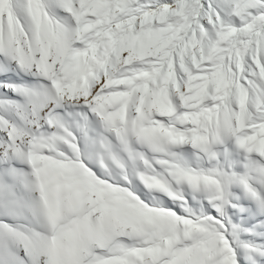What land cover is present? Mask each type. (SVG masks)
Returning a JSON list of instances; mask_svg holds the SVG:
<instances>
[{"label": "snow or ice", "instance_id": "6c2138e0", "mask_svg": "<svg viewBox=\"0 0 264 264\" xmlns=\"http://www.w3.org/2000/svg\"><path fill=\"white\" fill-rule=\"evenodd\" d=\"M67 15H50L45 0H0V52L22 70L47 83L23 90L41 132L55 131L57 109L90 112L105 128L127 126L151 111L154 126L169 145L199 150L196 167L180 164L183 180L169 170L157 171L173 204L160 195L145 199L150 222L138 242L105 259L118 264H240L229 232L225 174L200 161L216 159L210 145L226 135L233 139L258 174L259 188L246 174L238 177L245 194L259 201L264 215V0H55ZM247 92L244 110L227 95L236 83ZM5 88L15 86L4 85ZM163 103L166 112H158ZM27 120V116H22ZM51 123V127L49 124ZM85 131V125H80ZM0 206L16 216L19 171L10 161L39 156L21 151L26 128L0 129ZM31 133H29L30 135ZM19 146V148L17 147ZM234 176V174H233ZM233 176H227L231 180ZM192 177L200 178L199 181ZM215 181L207 193L210 211L196 214L179 185L204 189L203 178ZM192 199L196 197L193 195ZM205 205L201 201V208ZM264 225V220L258 221ZM251 231V230H249ZM255 253L246 264H261L264 242L240 245ZM23 252V256L19 253ZM0 264H40V251L24 240L19 226L0 220Z\"/></svg>", "mask_w": 264, "mask_h": 264}, {"label": "clouds", "instance_id": "9594fccd", "mask_svg": "<svg viewBox=\"0 0 264 264\" xmlns=\"http://www.w3.org/2000/svg\"><path fill=\"white\" fill-rule=\"evenodd\" d=\"M227 95L244 110L243 85L237 82ZM158 112H166L163 103ZM47 115L36 118L35 132L26 128L21 139V151L39 156L35 164L42 169L39 178L29 159L14 160L27 165L18 170L21 183L15 210L22 221L21 234L30 251L39 249L40 264H118L105 258L138 242L142 225L150 222L148 204L141 196L151 199L169 190L150 163L155 157L148 155L165 151L167 134L154 126L158 122L151 111L127 126L121 121L115 128L90 130L91 134L59 114L55 131L41 132L40 121ZM78 135L86 138L84 148L78 146ZM113 135L115 142L109 138ZM133 143L142 150H134ZM156 163L182 182L181 163L168 159ZM203 182V191L215 184L209 177Z\"/></svg>", "mask_w": 264, "mask_h": 264}, {"label": "rangeland", "instance_id": "374dc122", "mask_svg": "<svg viewBox=\"0 0 264 264\" xmlns=\"http://www.w3.org/2000/svg\"><path fill=\"white\" fill-rule=\"evenodd\" d=\"M45 2L51 9L50 15L54 14L56 18L67 15L56 6L55 0H45ZM0 55L4 56L8 62V66L3 67L4 70L0 67V129L5 126V122H7L8 125L15 124L20 128H32L34 126L28 123V121L31 120V115L29 114L31 105L28 104L27 97L23 95V90L38 91L40 84L47 83V81L22 70L18 62L12 59L10 55L3 52H0ZM15 70L17 73H12ZM7 72L11 73L7 75ZM5 84L15 86V90L12 87L5 88ZM73 109L75 110V108ZM58 110L59 109L56 111L60 113ZM79 114L80 111L76 110L75 112L70 113L66 119L69 123L73 121L81 123V117ZM22 116H27V120L22 119ZM61 116L63 115L61 114ZM99 124L103 128L100 121ZM74 134L76 133L74 132ZM0 136H3L2 131H0ZM79 138L80 136L78 135V146L84 148L81 145ZM109 138L115 142L114 135ZM233 143L234 140L230 137L226 135L221 136L218 142L210 145V150L216 154V159L209 161L205 156L204 159L200 161V168L207 170L215 166L216 170L225 174V176H233L234 174L231 180H228L227 177L225 179V191L227 193L226 199L236 205V207L229 206L227 208V215L230 217L228 232L234 245L237 247V252L240 253V256L238 257L240 259V264H246L244 257H254L255 253L251 252L249 249L241 247L240 245L252 241H255L256 244L264 242V225L258 223V221L264 220V215H260L258 212V199L253 200L248 197L238 182V177L247 173L250 182L255 187L259 188V182L257 179L258 174L251 171L249 167H246V165H250V160H245L244 155L241 154L240 157L245 160L246 165L239 170L235 169L233 163H231V157L235 155L234 149L236 148ZM132 147L136 151L142 150L140 146L135 143H133ZM239 150V153H241V151L243 152L241 148H239ZM148 155L149 157L154 156L155 159H168L170 162L187 164V166L195 168L196 163L194 161L198 159L200 151L193 149L190 145H165V151L163 153L153 154L149 152ZM125 158L127 159V157ZM13 166L17 170L21 168L27 169V165L19 161H13ZM155 167L157 171L165 170V167L161 165H155ZM93 171H97V169L93 167ZM97 174L99 175V172H97ZM140 187H142V185ZM178 187L182 194L188 195V193H191V195H188V203L193 212L199 214L200 211L208 212L211 210L210 207H208L207 193L205 191L202 189L194 190L186 183L181 184ZM137 194H139V192H137ZM159 195L166 204H173L172 198L169 197L167 193L161 192ZM193 195L196 197L195 200L192 199ZM201 201H203L205 205L203 208H201ZM175 206L177 205L173 204V207ZM235 218H237V223L233 222V219ZM8 224L11 225V223ZM19 254L23 256L22 251ZM261 264H264V260H261Z\"/></svg>", "mask_w": 264, "mask_h": 264}, {"label": "bare ground", "instance_id": "6f19581e", "mask_svg": "<svg viewBox=\"0 0 264 264\" xmlns=\"http://www.w3.org/2000/svg\"><path fill=\"white\" fill-rule=\"evenodd\" d=\"M4 66H8V62H7V60L5 59L4 56L0 55V67H1V69H3ZM10 73L11 72H9V73L7 72V75L10 74ZM12 73H17V71L15 70ZM76 110L77 111H80L79 116L81 117V123L85 124V126H86L85 127V131L86 132H89V134H91L90 130H96V129L102 130L103 129L100 126V124H99V119L97 117L93 116L90 112L87 114V117H85L84 114H83V112L79 108H75V110H74L72 106L71 107H68L67 106L66 108H61L58 111H60V113L66 119V117L70 113H73ZM70 116H72V115H70ZM79 141H80L81 145L83 147H85V145H86V138L85 139H81V137H80L79 138ZM233 144H235L236 148L234 149V154L235 155L231 157V163H233V166H234L235 169L239 170V169H242L243 167H245V165H246V163H245L246 155L242 151H241V153H239L240 152L239 146L235 143V141H234ZM241 154L244 155L245 160L240 157ZM227 163H228V161H227ZM3 211H4L3 207L0 206V213H3ZM0 219L1 220L6 219V222L11 223L12 226H19L22 223V221H21V219L19 218L18 215H16V216H7V217L4 216V215H0ZM233 222L234 223H237V218L233 219Z\"/></svg>", "mask_w": 264, "mask_h": 264}, {"label": "trees", "instance_id": "16d2710c", "mask_svg": "<svg viewBox=\"0 0 264 264\" xmlns=\"http://www.w3.org/2000/svg\"><path fill=\"white\" fill-rule=\"evenodd\" d=\"M227 177V176H226Z\"/></svg>", "mask_w": 264, "mask_h": 264}]
</instances>
